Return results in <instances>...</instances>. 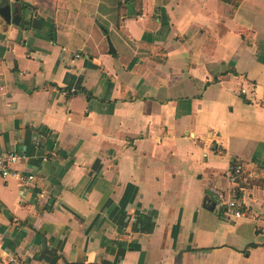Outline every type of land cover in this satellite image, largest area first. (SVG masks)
I'll return each instance as SVG.
<instances>
[{"label":"crops","instance_id":"crops-1","mask_svg":"<svg viewBox=\"0 0 264 264\" xmlns=\"http://www.w3.org/2000/svg\"><path fill=\"white\" fill-rule=\"evenodd\" d=\"M20 1L0 264H264V0ZM230 187L247 217L210 208Z\"/></svg>","mask_w":264,"mask_h":264},{"label":"built area","instance_id":"built-area-1","mask_svg":"<svg viewBox=\"0 0 264 264\" xmlns=\"http://www.w3.org/2000/svg\"><path fill=\"white\" fill-rule=\"evenodd\" d=\"M80 52L74 54L75 58L80 57ZM20 158L19 154L13 151H5L0 154V176L3 178L14 177L21 184L29 185L34 179L32 174H25L12 167ZM243 168L240 163H233L227 171L226 179L229 185L234 186L238 178L242 176ZM214 198V207L223 220H236L247 217L243 202L236 195L234 188L211 189ZM11 264H25L17 258H11Z\"/></svg>","mask_w":264,"mask_h":264},{"label":"water","instance_id":"water-1","mask_svg":"<svg viewBox=\"0 0 264 264\" xmlns=\"http://www.w3.org/2000/svg\"><path fill=\"white\" fill-rule=\"evenodd\" d=\"M22 8L25 9L20 0H0V20L5 24L18 26L22 20ZM208 194L212 196V193ZM214 205L212 201L210 208L213 209Z\"/></svg>","mask_w":264,"mask_h":264},{"label":"trees","instance_id":"trees-1","mask_svg":"<svg viewBox=\"0 0 264 264\" xmlns=\"http://www.w3.org/2000/svg\"><path fill=\"white\" fill-rule=\"evenodd\" d=\"M225 1H227V0H225ZM24 7H26V4H22ZM41 131V133L42 134H44L46 137H50V133L46 130V129H43V130H40ZM233 163H236V162H232L231 164H233ZM239 179V178H238ZM236 195H237V197H239L238 196V192H237V189H236Z\"/></svg>","mask_w":264,"mask_h":264}]
</instances>
